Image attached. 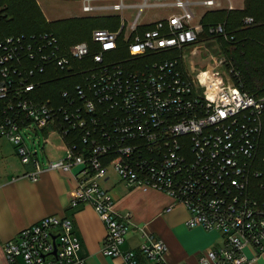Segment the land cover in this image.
I'll list each match as a JSON object with an SVG mask.
<instances>
[{
  "label": "built area",
  "instance_id": "1",
  "mask_svg": "<svg viewBox=\"0 0 264 264\" xmlns=\"http://www.w3.org/2000/svg\"><path fill=\"white\" fill-rule=\"evenodd\" d=\"M96 2L81 0L82 14L119 12L116 30L95 29L89 40L70 45L52 32H0V137L32 166L24 175L31 180L45 170L79 168L68 205L92 207L105 227L101 253L119 264H142L141 258L167 264V246L146 233L135 251L121 250L128 227L100 181L109 169L131 189L169 195L186 208L188 228L221 235L222 245L202 253L197 264H256L264 254V203L253 196L264 185L253 184L264 177V97L240 88L239 74L223 54L210 57L200 81L182 61L201 33L193 8L218 2L142 0L130 21L123 13L132 6L124 0ZM149 6L172 11L141 25ZM208 31L228 40L222 24ZM56 80H66L65 88L56 101L43 99L42 86ZM44 129L62 140L64 157L40 161L37 141ZM73 229L66 216L43 217L5 241L3 256L8 264H87L77 254Z\"/></svg>",
  "mask_w": 264,
  "mask_h": 264
},
{
  "label": "crops",
  "instance_id": "2",
  "mask_svg": "<svg viewBox=\"0 0 264 264\" xmlns=\"http://www.w3.org/2000/svg\"><path fill=\"white\" fill-rule=\"evenodd\" d=\"M216 1L217 5L207 7L200 13L197 21L195 17L194 22L200 23L201 16L206 11L228 9V5H223L221 0ZM227 2L232 3V9L242 8L236 7L231 0ZM124 3L132 6L129 9L131 11L136 9L142 0H124ZM156 20L140 23L146 25ZM50 134L54 135L44 129L38 136L49 138ZM39 141L38 138V144ZM60 141L58 145L50 142L49 147L54 149L49 151L50 155L39 158L42 163L65 156L64 145L61 139ZM78 169L75 167L70 173L45 170L36 180H31L24 175L33 170L32 166L22 164L14 145L5 137H0V264H8L2 251L5 241L15 240L20 230L46 216H66L72 221L74 235L80 242L77 254L87 264L120 263V259L101 253L105 227L92 207L71 208L68 205L70 192L76 184L75 172ZM100 181L102 187L112 196L118 215L128 227L121 250L135 251L145 240L144 235L152 233L167 246L164 255L167 264H197L202 253L222 245L223 238L215 231H205L199 226L188 228L185 224L188 218L186 208L173 204V200L166 193L151 188L131 189L112 171H108ZM246 253L251 256L254 252L248 249ZM141 261L142 264H156L143 258ZM255 263L264 264V254L260 255Z\"/></svg>",
  "mask_w": 264,
  "mask_h": 264
},
{
  "label": "trees",
  "instance_id": "3",
  "mask_svg": "<svg viewBox=\"0 0 264 264\" xmlns=\"http://www.w3.org/2000/svg\"><path fill=\"white\" fill-rule=\"evenodd\" d=\"M243 1L244 8L242 9H215L203 13L200 20L199 40L202 37L213 38L209 36L208 29L216 24H222L228 40L215 37L220 41V51L235 66L240 77V88L256 98H261L264 97V0ZM5 2L6 0H0V32L3 36L52 32L62 43L70 45V43L89 40L91 32L95 29L104 28L113 31L120 24L119 16L113 14L61 19L53 25L47 24L45 29L43 23L23 15L22 8H20L21 2L18 0ZM12 14H16L21 23L29 21L31 24L36 23V26L30 27V31L10 32L4 27V22ZM246 17L253 18V22L245 24ZM42 98L45 99L43 96ZM261 182L264 184V177L255 180L253 184L257 186ZM253 196L264 203V185L262 189H256Z\"/></svg>",
  "mask_w": 264,
  "mask_h": 264
},
{
  "label": "rangeland",
  "instance_id": "4",
  "mask_svg": "<svg viewBox=\"0 0 264 264\" xmlns=\"http://www.w3.org/2000/svg\"><path fill=\"white\" fill-rule=\"evenodd\" d=\"M21 2L23 11V15L27 17H32V20L38 21L43 23L44 28L46 29L47 24H54L56 21H59L61 19H69L71 17H84V16H98V15H110L111 12L106 10H98V12H93L90 15H83L81 11L80 1L81 0H18ZM141 1V0H140ZM172 0H147L148 4H155L156 2H165V3H171ZM233 4L236 7H242L244 8V4L242 0H231ZM7 2V0H6ZM5 2V3H6ZM113 1L109 0H98L95 4H104L109 5ZM223 5H228L229 2L227 0H221ZM207 7H195L194 11V17H196V21L200 18V13L204 10H206ZM237 8V9H242ZM138 9L134 10H127L123 13V16L125 19L132 18L135 14H137ZM172 9H161V8H153V7H146L142 11L140 22L145 21H153L157 19V17L166 16L167 14L171 13ZM119 14V12L117 13ZM17 17L16 14H12L11 17H7L6 21L4 22V27L7 28V30L11 31H30V27L34 28L36 26V23H29L23 22L21 23ZM130 21V19H128ZM196 47L197 51L195 55H192L190 53V49ZM220 41L217 38H206L202 37L201 40H199L196 44L187 46L183 50V59L184 61V67L189 72L196 76L198 81H200V71L205 69L210 63H212L210 57L213 56L214 58L218 57L222 54ZM258 67V66H257ZM48 77V74L45 75V78ZM67 84L66 80H56L49 84L43 85L41 89V95L46 98L50 99L51 101H56L57 97V91L60 89H64ZM48 138V137H47ZM24 139L29 144L30 140L27 139L26 136H24ZM39 145L44 146L43 147V153H39V158L41 159L45 155H50L53 151V147H49L50 142L54 143V145H58V143H61L60 138H58L56 135L49 136L48 144L44 143V139L42 136L39 135ZM112 169H109L111 171Z\"/></svg>",
  "mask_w": 264,
  "mask_h": 264
},
{
  "label": "water",
  "instance_id": "5",
  "mask_svg": "<svg viewBox=\"0 0 264 264\" xmlns=\"http://www.w3.org/2000/svg\"><path fill=\"white\" fill-rule=\"evenodd\" d=\"M55 253V252H54Z\"/></svg>",
  "mask_w": 264,
  "mask_h": 264
}]
</instances>
